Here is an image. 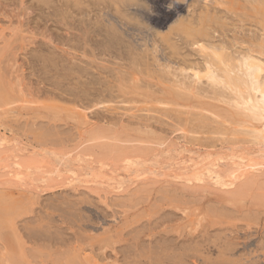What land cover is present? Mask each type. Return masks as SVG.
I'll use <instances>...</instances> for the list:
<instances>
[{
  "label": "rangeland",
  "instance_id": "374dc122",
  "mask_svg": "<svg viewBox=\"0 0 264 264\" xmlns=\"http://www.w3.org/2000/svg\"><path fill=\"white\" fill-rule=\"evenodd\" d=\"M32 1L25 0V3L27 5V2H29L30 4ZM34 1L31 4H33ZM58 1L60 3V0H54V2L57 3ZM145 1L147 2L146 7L148 5V8L140 6L141 4L144 5L145 2H140L141 4H139V6L142 7H139L140 9H143L144 7L143 11L139 9L141 12H143L141 13L142 19H139V21L143 22V24H139L137 21L135 22H137L138 25L135 24L134 21L132 23L130 22V24H127V26L129 25V28L138 30L139 26L143 27L144 24L146 26V24L149 23V29L148 25L147 30L144 27L143 30L140 29L141 31H144L143 35H148V33L151 35V33H153L155 30L159 32L166 30L167 27L171 23H173L179 16L184 15L185 17H192L191 15L194 13V11H197L199 9L197 12H200V10L204 8L200 7L203 4L199 3L200 0ZM194 1L199 5L198 8L197 4H194ZM217 1L224 2L225 7L222 6V8L220 5L216 4ZM14 2L17 1L14 0ZM241 2L247 3V0H216V3L210 5L215 9L216 12H218V14L215 13L214 15H220V17H222L223 19L228 18V20L231 22V24H228L230 22L228 20L225 21L227 22V25L230 26H227L228 30H226V24L223 25V23H221L223 26H225V28L222 27L223 30H221L224 31L225 29V34L227 33V31L231 30L228 34H226L227 37L230 36L229 39L227 38L229 41L233 35L232 29L237 30L240 28V31L242 30V32L237 35L241 36L242 38H244L245 36L249 38L247 35L252 31H264V10L260 9L262 11L261 13H254L253 9H257L258 5L255 6V8H250L248 6L250 5L249 3L247 5L245 4V6L247 7L239 6ZM18 3H20V0H18ZM111 4L112 2L110 3V5ZM192 5H194L195 8ZM111 6L112 10L114 11L115 5L113 6L112 4ZM136 6L137 5H134L133 7L131 5L130 7L133 8L130 10H132V12H137L138 6ZM190 6H192L191 8H194L196 10L192 9L194 10L193 12L189 10ZM242 7H244V9ZM260 7L262 8L261 5ZM21 10H18V12ZM46 11H48V9ZM188 11H191V15L187 13ZM18 12L15 13L17 14ZM24 12L25 11H23V13ZM115 12L116 11L112 13H114V15L119 14H115ZM13 13H9V15L11 14L14 16ZM19 13L22 14V11ZM220 13H223L222 16ZM90 14V16H94L93 12H91ZM194 14L196 17L200 13L197 14L195 12ZM20 16L21 15H18L17 17L20 19ZM80 16L81 15H79V17ZM6 17L7 16L0 15V26L1 28H3V30H0V32H3V34L2 32L0 33V40L2 39V42H0V46H3L5 44L4 41L8 39L10 43L14 41V39H16L14 42H12L11 46L13 48L19 47L24 44L22 41H17V39L19 38L18 36H21L23 34L20 32V30H17L18 28H16L18 26L17 20L19 19L15 16L13 18L10 17L11 19H7ZM115 17L117 21L120 20V16L118 17L117 15ZM139 17L141 18V16ZM155 17L157 18V20ZM144 18H146V21H148H143L145 20ZM230 19L233 21H231ZM10 20L13 22V25H11ZM151 20L153 21L151 22ZM157 21L158 23L156 25ZM216 22L213 21L212 24H215ZM218 24H220L219 21ZM217 26L219 25H217L216 23L217 29L213 27L214 30L216 29L215 33L217 34L215 35H223L224 33L222 32V34L218 30L221 27L219 26V28ZM150 27H152V29ZM217 30L219 33L217 32ZM12 31L16 32L17 35L11 36V34L13 33ZM157 31H155L156 34L153 33L155 34L153 37L160 36L158 34L159 32L157 33ZM120 35L123 36V34H119L118 36ZM143 35L141 34V36ZM219 35L216 36V39L218 37L221 38H218L217 40H226V38H222L226 36ZM3 36H7V39ZM124 36L123 38H121V40L124 39L125 41L126 37H130L125 36L124 38ZM148 37L150 36L148 35ZM247 38L245 39L247 40ZM38 39L41 38L38 37ZM101 39H103V37H101ZM157 39H161V36ZM177 40L183 46L184 53L189 49L192 50V52L190 50L192 55L195 53V49L193 47L185 44V39L183 40L181 39V37H178ZM126 41L130 42L131 40ZM159 41H163L161 44H163V47H166V50L164 49L163 52H168L169 50L167 49L169 48H167V46H164V43L165 45L167 43L165 39L162 38ZM134 42L135 41H133V44ZM140 42L136 41V44ZM182 42L184 43V45ZM31 46L34 47V45H30L29 47ZM115 47L118 48L116 50L121 53V56L115 49H113L115 51L110 52L111 54L109 55L111 56L100 54V56H104V58L106 56L105 60L107 59L108 61L106 60L104 61V63H110L109 67H112L113 69L117 66L121 67L124 63L126 64L127 62L124 61H126L129 56L126 54V57L125 52L123 53L122 49L121 51H119L120 46L115 45ZM11 48H8V50L2 56H0L1 73L5 74L7 72L3 71L5 69V65L1 62L8 56V54H11L12 52L17 51L20 55L18 56L20 63L23 65L24 62L25 64L26 60L24 55L25 53H27V49H24L25 51L17 49L14 51V49ZM184 48L187 49L184 51ZM117 53L119 54L118 58L113 57ZM122 53L124 54L123 56ZM187 53L191 57H189V55L187 56ZM191 53L187 51L185 54L186 57H189V59H196L198 58V56H200L198 55L199 53H195L193 56L191 55ZM88 54L90 55V52ZM195 55L196 57H194ZM110 57H113L114 59ZM122 57H126L127 59L124 58L123 60ZM180 57L182 58L183 56L180 55L176 58V55L173 54V59H176L177 62L182 60ZM101 58L100 61H102ZM116 58L117 60H115ZM81 59H85L83 61L86 62L90 61L88 58L82 57ZM121 60L123 62H121ZM131 60L132 58L129 57L130 62H128L127 64H130ZM98 61L92 62V65L96 66V69L102 68V66L104 65V63H102L101 65V62ZM125 64L123 67L126 68L125 66H127L128 68V65ZM120 67L117 69H120ZM39 68H41V71H43V74H45L44 71L47 69H43L39 65L38 67H36V75L38 77L36 75L29 76L28 73L31 71V68H29L26 64L24 65V74H27L28 77L24 81L25 84H23V89L19 84L14 83L13 81L11 82L5 77L0 76V133H4L9 139L14 136L11 140L16 139L17 137L18 146H13L16 143L14 141H11V143L14 142V144H11V148L9 146L7 147V150V148L5 147L7 151L10 150V154L9 152H7L8 154L3 152V150L1 149L0 197L3 199L5 198L4 200L5 202H7V204H9L8 202L11 203V201L12 203H15V205L16 203H18L19 206H22L20 210H23L20 215H13L14 218L16 217L15 219L12 218V220H10L13 222L7 220L8 222H10V224H8L7 222L4 225H0V264H5V258H11L8 256H11V254L13 253L12 250H8L7 248L9 244H7V242L9 238H12V236L10 235H13L15 237V241L20 242L19 244H21L23 252L26 253V255L23 254V258H26L23 259V262H25L23 264H70L69 259L72 260V257L76 259V262L78 261L77 264H264V167H261L258 173L256 172L257 174H251L252 170L247 168H240L239 160H226V157L224 158V160H226V163L224 161V165L222 166V172H224L225 174L223 177L225 186L222 187L213 185L209 181L208 176H205V174H203V176H188L186 174H182L183 163L179 162L178 160L185 156H193L194 154H187L182 151L183 154H179L181 155L180 157L179 155L175 154L177 153V151L175 153L174 151H171L172 153L170 152V155L169 153L167 155L163 154L164 152L162 153V150L167 149L165 147L167 144V147L169 146V144H173V147L175 145V148H171L178 150L181 149L180 147L185 148L186 145H188L186 148L191 147V149H195L194 152H199L198 150H196L197 148L200 150V153H203V151H205V147L203 148L202 145L206 146L205 144L208 145L210 143L206 141L207 138H205L206 140H204V137L202 138L203 140L198 141V138H196V136L200 137L199 134L188 135L189 138H192L190 139V141L188 140L187 136V139L181 137L182 132L173 133L174 128L170 125V123L172 122V120L177 119L178 117L180 118V116L181 118H184V116H186L183 112L187 107H184L182 105L186 102H190L191 98L189 95L181 91L180 94L179 90L168 85L169 83L161 81L159 77L151 78L147 76L145 78L146 80L149 78L150 81H155L150 82L149 80H147L153 85L154 88H157L159 86L160 88H163L165 90V93H157L154 89H149V91L147 89L148 92H146L145 90L143 95H141L142 93L138 94L137 92H133L131 94L124 93V95H120L118 98H114L113 103L107 102V104H99L97 107L86 110L85 112L89 113L91 120L93 119L91 121V126L94 127V129L96 127V130L99 131H97L96 133L95 130V133L94 131H91L89 132V134H87L86 132L90 131L92 127H90V124L85 125L84 123L75 120V115H73L75 110H70L74 106L73 102L69 101V95H61L60 91L58 92L57 89L55 90L54 87L51 86L50 83L53 82L54 79L51 80V82L47 80L49 83L45 85L46 88H48V90L45 89L47 92L56 95L53 98L49 99V97L45 95H41V97L38 98L41 93L37 96V93L35 94V92L32 91L31 93V91H29V89H31L32 87L34 88V90H36L38 86L44 87L40 84V80H38L39 76L42 75ZM7 69L11 70V67L9 66ZM92 69V72H90L92 74H95H93L94 77L97 75V78L99 76L98 71H96L94 68ZM153 70H155V67L153 68ZM54 72L55 71L48 70L47 74L51 73L50 75H53ZM66 74H68V72ZM99 77L103 78L101 76ZM57 79L59 80V78ZM66 79H63L62 77V79L60 78V82L63 81V84L67 83L68 85V83L77 81L76 78H71L72 81L70 79ZM109 79L111 80V78ZM58 80H54V82ZM82 80L84 81L85 79ZM93 84L94 85H91L94 86V89H92V87L91 89H89V91L91 92L92 90V93H98L101 88L99 90L95 88L98 86L97 84H99V82H95ZM161 84L162 86H160ZM67 85L64 87L65 89L67 87L74 86V84L71 86ZM100 85L102 84L100 83L98 87H100ZM18 87H20V89ZM105 87H107V85H105ZM135 90L138 91V89ZM175 92L176 94H179L175 95ZM151 93H153V95ZM7 94H9V98L6 96ZM147 94L149 96H147ZM155 94L158 96H155ZM24 95L26 97H24ZM161 95L164 96L162 97ZM166 99L172 105H167ZM105 100L110 99L105 97ZM172 100H174V102ZM181 100H183L184 103ZM193 100V104H200V98H193ZM108 104H111L109 105L110 110L104 108L106 107L105 105L108 106ZM177 104L181 107H179ZM121 106H124L126 111L124 110V107L122 109ZM128 108H130V110ZM176 108L179 110H177ZM148 110L150 112H148ZM80 112L82 113L81 110ZM31 122H34L35 124H31ZM198 122L199 121H197V124ZM32 125H34L33 129H51L50 131L52 132L51 134L53 136L48 141L49 143L46 142V146L44 142H37V138H35L36 134L30 131L32 129V127L30 126ZM85 127L90 130H88L87 128L85 130ZM148 128L149 131L150 129L151 131L153 130L152 132L154 134L151 132H143V130L145 129L147 132H149ZM136 129H138L137 131H140L141 134L143 132V134L140 135L139 133H137ZM101 130L103 131L101 132ZM104 132L106 133V135L107 133L108 135L111 133V136L114 132V134H116L115 136L120 138L118 145L117 142H115V144L113 141L112 144L105 140V142H102V139H95L92 140V142L89 141L91 142V144L89 142L82 143L84 141L83 138L86 140L87 138H90L88 136L92 137L98 135V133L99 135H101L102 133L105 134ZM82 134L85 135L83 136ZM148 134L149 136L151 134L154 137H147ZM158 136L160 140L157 141ZM201 136H203V134ZM207 136L215 135L210 134ZM141 138L143 139V142H140V140H142ZM163 140H165V142L167 143L164 146L162 145V143H159L161 141L163 142ZM210 140L211 139H209V141ZM98 141L102 142L103 144L107 142L106 144H108L110 147H106V144H104L103 146L102 143L99 147V144H97L99 143ZM148 141H150L151 144ZM212 141H214V144L212 143ZM218 141L214 139L211 140V143L213 144L212 150L219 149L220 147L218 148L217 145L220 144L222 147L224 146L225 151L227 150L226 148H230L228 142V145L222 144L221 141L220 143L215 144V142ZM21 142L23 145L20 144ZM159 145H162L163 148ZM214 145L217 146V149L216 147H214ZM19 146H21V149L25 150L23 151L24 156H28V153L32 152L33 147L36 148L35 150H39L41 148L40 150L48 149L49 151H57L56 153L58 154L59 159L62 158L61 156L66 155H59V152L70 153L71 151L69 157H71L70 155L72 154L74 155V153L77 157L78 154H81L84 151L85 152L83 157L79 158V163H76L77 166L74 162L71 163L76 166L75 172L64 171L63 174L54 173V175L48 172V167L54 166L56 169L58 164L55 162V164L53 165L54 161H56V158L54 156L53 159L55 158V160H53L51 158L52 156H45L46 154L45 152L43 153V151L40 152L42 153L41 155L38 151V154L35 153L36 151L29 154L32 157L36 154L32 160L37 159L38 155L40 159L38 158V161L36 160V163L34 162L35 160L32 161V163H34L35 165H31L28 169H23V166L18 163H16L17 165L14 164V162H17L16 159L20 157H14V160L12 159L13 157L11 158L10 156L13 153V147H15V149L18 148L19 151H17L19 152V154L22 153V151L19 149ZM25 146H27V148H30L31 150L28 151V149H24L23 147ZM76 146H80L79 149L82 147L79 153L77 152L79 151V149L76 148ZM198 146H201V149ZM210 146H206L207 151L208 148L211 149ZM248 147L249 150L251 148V151H253L255 148L254 146ZM82 149L85 150L82 152ZM210 149L209 151H211ZM159 150L160 153H158ZM228 150L227 151L231 153V150ZM236 150H239V147H235V151ZM241 150L245 151L246 148L241 149L240 147V150L238 152H240ZM86 152L87 156H85ZM197 152H195L194 158L195 156H198L196 154ZM157 153L161 156L162 154L165 156H156L158 157L156 158L155 154L157 155ZM200 153L198 154L200 155ZM15 154L16 153H14L12 156H14ZM129 154H132L133 156H129ZM174 154L177 156L176 160V156ZM21 155H23V153L20 154V156ZM42 155L44 156L41 158ZM66 158H68V155ZM170 158L171 160H167ZM25 159L28 160L27 157ZM42 159L45 163L41 161ZM46 159H51L50 163ZM72 159H74V156L72 157ZM138 159H140V161H144V163H136L135 161ZM161 160H163V162ZM39 161L43 163L44 167L46 164L47 169L41 167L42 164H39ZM57 161L60 162L59 160ZM62 161L60 163L63 164L66 159L64 162ZM26 164L29 165L28 162H26ZM157 164H159V166ZM97 165H101V167L99 168V166ZM231 165L236 166L232 168ZM65 166L66 165H58L60 169H66ZM103 166H105L104 170L101 169L103 168ZM54 167L50 168L55 170ZM95 168L98 170H96ZM99 170L101 171V173ZM92 171L93 173H95L94 175L93 173H91ZM245 173L247 175L246 178L251 177L250 179L248 178L247 181L251 180V182L253 183H251L249 185L250 187L247 189H245L247 184L245 185V187H243L244 184L242 183L244 181L240 182L239 180L241 178L240 176H243ZM97 174H99V177ZM181 174L182 176H180ZM76 175H79V177L76 178ZM108 175L109 178L107 177ZM104 176L106 178H103ZM51 180L53 182L60 181V183L62 182L61 184H64L60 186L59 183L56 184L57 182H55L56 185L54 184V188H52V186L50 187L49 185ZM53 182L51 183V185H53ZM241 184L242 187H240ZM47 185H49V187ZM2 204H4V202H2ZM15 241L14 243H16ZM8 251H10L9 254Z\"/></svg>",
  "mask_w": 264,
  "mask_h": 264
},
{
  "label": "bare ground",
  "instance_id": "6f19581e",
  "mask_svg": "<svg viewBox=\"0 0 264 264\" xmlns=\"http://www.w3.org/2000/svg\"><path fill=\"white\" fill-rule=\"evenodd\" d=\"M16 1L17 2H14V0H0V15L1 16H3V15L7 16L6 17L7 19L8 18L11 19L14 16L16 18H18L17 16L21 15L20 19L18 18L19 20H17L18 26L16 28H18L17 30H20V32L23 34L21 36H18L19 38L18 37H16V38H18L17 41H22L24 44H22L19 47L13 48L11 45H12V42H14L16 39H14V41H12L11 43H10L9 39L6 41L3 40L5 44L3 46H0V56H2L8 50V48H11V47L14 49V51L16 49L17 50H24V49L26 50L27 49L26 50L27 53H25V55L24 54L23 55H24L25 60H26L25 64L28 65L29 68H31V71L28 73V75L29 76L30 75L35 76L37 73L36 67H38L39 65L43 69H47L44 71V73L46 74L45 75V74H43V71H41V68H39L42 75L39 74L41 76H39L38 80H40V84L43 85L45 88L38 86V88L36 87L37 89L34 90V88L33 87L31 88V85H30L31 89H29V91H31V93H32V91L35 92V94L37 93V96L41 93L38 98H40L41 95L42 96L45 95V96L49 97V99L56 96L53 93L47 92L46 90H48V88H46L45 85H47L49 82H51V80H53V79L58 80L57 78H59L58 81L54 82V80H53V82L50 83L51 86L54 87L55 90L57 89L58 92L60 91L61 95L62 94L69 95V97H70L69 101H72L73 105H74L70 110L71 111H72V109L75 110V112L73 114V115H75L74 116L75 120H77L81 123H84L85 125L90 124V127H92L91 121L93 119L91 120L89 113L85 112L86 110H89L93 107H97L99 104H107V102L113 103L114 98H118L120 95H124V93H130L131 94L133 92H137L138 94L142 93L141 95H143L144 91L146 90V92H148L149 89H154L157 93H165V90L163 88H160L159 86L157 87L158 89L156 87L154 88L153 85L150 83L152 80L150 81L148 78L147 80L150 81V82H148L145 79L147 76H149L151 78L152 77H155V78L159 77L161 79V81L169 83L168 85L179 90V93H180V91L183 93H186L191 98L190 102H186V103H184L183 100H181L184 103L182 106L187 107L185 110L183 109L184 112L181 111L186 116H184V118H181V116H180V118L178 117L177 119L172 120L170 125L174 128L173 133L174 132H182L181 137L186 138V139H187L188 135H190V134H193V135L199 134L200 137L196 136V138H198V141L203 140L202 138L204 137V140H206L205 138H207L206 141L210 142L208 145L209 146L212 145V146H210L211 149L207 147L208 148V151H207L206 146H208V145L205 144L206 146H204L201 143L203 148L205 147V151H203V153L206 151L207 152L204 154L201 152L202 153L201 154L200 150L196 148V150H198L199 152H197V151H195V152H197L196 154L199 157L195 156V158H194V155H195L194 150L195 149L192 148L193 149V151H192L191 147L186 148L188 145H186L185 148L180 147L181 149L179 148L180 150H178V149H173V148H175V145L173 147V144H169V146L167 147L168 144L165 142V140H163V142L162 141L159 142L160 144L162 143L163 146L165 144H167L165 146L167 149L162 150V153L164 152L163 154L167 155L169 153V155H170L171 151L172 152L174 151V153L177 151V153H175L176 155L181 154L182 151L187 153V154L188 153L194 154L193 156L192 155H189L187 157L185 156L186 158L185 157H182L181 159L178 158V159H180L178 161L183 163V171H182L183 175L186 174L188 176H190V175H196V176L202 175L203 176V174H205V176H208L209 181L213 185L223 187V186H225V181L223 180V177L225 174H224V172H222V169H223L222 166L224 165L223 164L224 161L226 163V160H235V159H237L236 161L239 160L240 161V165H239L240 168H247V169L252 170L251 174H255L256 172L258 173V171L261 169V167H264V31H262V30H261V32H257V30L252 31L251 33H249L247 35L249 38H247L246 36L245 37L243 36L244 38H242L241 36H238L240 34V32H242V30L240 31V28L237 30L232 29L233 35L229 41L228 39L230 38V36L227 37L226 34H228L231 30L227 31L226 34L224 33L225 29H224V31H221V30H223L222 27L225 28V26H226V30H228L227 26H229V25H227V22H225L228 20V18L223 19L222 17H220V15H218V16L214 15L215 13L218 14V12H216L215 9L212 6H210L213 3H216V0H200L199 3L200 4L203 3L200 7L201 8L204 7L200 10V12H197L199 9L197 11H194V10H196V9H194L195 8L194 5H192V6H194V8H191L192 6H190L191 9L189 8V10H191L192 12L194 11V13L195 12L197 14L200 13L196 17H195L194 13H193L194 15L193 14L191 15V11L190 12L188 11L187 13H189L192 17L189 16L190 17L189 18L187 16L185 17L184 15L179 16L173 23H171L169 26L167 25L168 27L166 30H163L161 32L155 30V31H157V33L159 32L158 34L161 36V39L164 38L165 41L167 42L166 45L164 43V46H167V48H169L167 50H169V51L163 52L164 49L166 50V47L162 46L163 44H161V43L163 41L162 42L159 41L161 39H159V40L157 39L160 36L153 37L156 34L155 31L154 32L152 31L155 34L151 33V35H150L148 33V35L150 37H148L147 34L143 35L144 31H141V30H143V27L146 28V30H147V25H148V29H149V23L146 24V26L144 24L143 27L139 26L138 30L129 28L128 27L129 25L127 26L128 23L130 24V22L132 23L133 21L134 22L137 21L139 24H141V23L143 24V22L139 21V19H142L141 13H143L140 10L143 11L144 7H146L147 2L145 0L144 1L143 0H60V3H59V1H58V3L54 2V0H35V1L33 0L34 1L33 4H31L33 2L31 0L32 1L30 3L31 5L29 4V2H27L29 5L28 4L26 5L25 0H20L21 4L18 3V0H16ZM177 1H179V0H177ZM111 2L113 4V6L115 5L114 6L115 7L114 11H116L115 14L116 13L120 14V15L117 14L118 17L120 16L119 17L120 20H118V21L116 20V17H115L117 15H114V13H112L114 11L112 10V6H111L112 4L110 5ZM140 2H145V4L143 3L144 5H142ZM17 3H18V5H17ZM24 3L26 6L24 5ZM195 3L197 4V2L194 1V4ZM248 3L250 4V5H248L250 8H253V7L255 8V6L258 5V8L256 7L258 10L253 9L254 13L257 12V14H258V13L262 12L261 10H264V4H263L264 0H247V3L241 2L240 4H242V5L239 4V6L247 7V6H245V4L247 5ZM139 4H141L140 6H144L143 9H140L142 7H140ZM216 4L220 5L221 7L222 6L225 7L224 2L217 1ZM131 5L133 7H134V5L138 6V8H137L138 14H137V12H132V10H130L133 8V7L132 8L130 7ZM189 5H191V4H189ZM260 5L262 6V8L260 7ZM198 6L199 5L197 4V8H198ZM227 6H228V4H227ZM244 7H242V8L244 9ZM146 8H148V5ZM242 8H241V10H242ZM8 9H9V12H8ZM47 9H48V11H46ZM106 9H108V10H106ZM192 9H194V10H192ZM18 10H21L22 14L19 13L21 11L18 12ZM138 10L140 11V13ZM237 10H238V8H237ZM23 11H25V12L23 13ZM15 12H18V13L16 14ZM91 12H93L94 16L93 15L90 16ZM221 12H223V11H221ZM9 13H13L14 16L11 14L9 15ZM248 13H249V11H248ZM189 14H187V15H189ZM222 14H221V16H222ZM79 15H81L82 17L81 16L79 17ZM139 16H141V18ZM143 17H146V16H143ZM144 19L145 20H143V21H145V22L148 21V20L146 21V18H144ZM153 20H151V22ZM156 20H157V18H156ZM0 21H1V19H0ZM155 21H154V23H155ZM213 21L214 22L217 21L216 23L219 26L222 25L221 23H223V25L226 24L225 26H223V25L220 26L222 29L219 26H217L220 28V29H218L220 31V33L223 32L224 34L223 33L222 34L224 36H226V37H222V38H224V39L226 38V40H223V39H222L223 41L217 40L218 38H221V37H218L216 39V36H218L219 34L215 35V34H217V33H215L217 28H216V23L212 24ZM218 21L220 24H218ZM231 21H233V20H231ZM137 22H135V24L138 25ZM12 23L13 22L11 21V25H13ZM157 23H158V21L156 22V25H157ZM228 24H231V22ZM213 27H215L216 29L214 30ZM150 28L152 29V27H150ZM211 28H213V29H211ZM0 30H3V28H1V26H0ZM218 30H217V32H218ZM263 30H264V28H263ZM14 31H12L13 33L11 34V36L17 35V33ZM2 34H3V32H2ZM119 34H123V36L125 35V36H130V37H126V39L124 41V39L121 40V38H123V36L120 35L121 36L120 37V36H118ZM141 34L143 36H141ZM223 35L220 34L219 36H223ZM245 35H246V33H245ZM125 36H124V38H125ZM3 37H5V36H3ZM38 37H40L41 39H38ZM101 37H103V39H101ZM178 37H181V39H183V40L185 39V42H186L185 44L186 45L188 44V46L190 45L191 47H193L195 50L193 48L192 49L195 51L196 54L199 53L198 55L201 56V59H200V56H198L199 59L198 58L189 59V57H191V56L188 53H187V56L189 55V57L187 58L185 55L186 52L189 51V53H191L192 50L188 48L189 50H187L184 53L183 52V46L177 40ZM5 38L7 39V36ZM245 38H247V40ZM1 40H0V42H2ZM126 40H129V41L131 40L130 42H132V43H130ZM132 40L135 41L134 44H133ZM136 41L137 42L141 41V42L137 43V44H139V45H137ZM30 45H34V47L33 46L29 47ZM115 45L120 46L119 51H121V49H122V52L123 53L125 52L126 57H127V55H129L128 59L126 57H124L128 60L127 61L125 59L126 61H124V62L128 63V62H130L129 57L132 58L130 64L126 63L128 65V68H127V66H125L126 68H124L123 66L125 63L123 65L121 63L122 68L120 66H117L114 69L111 67L112 68L111 69L109 67L110 63L109 64H108V62L104 63V61L107 60V59L105 60L106 56H111V55H109V54H111L110 52H113L116 49H118L115 47ZM183 45H184V43H183ZM113 49H115V50H113ZM186 49L187 48H184V51ZM190 50H191V52H190ZM116 51L118 52V50H116ZM89 52H90V55L88 54ZM118 53L121 56V53L120 52H118ZM123 53H122V56L124 55ZM100 54L106 55L105 58H104V56H100ZM117 54H115V56H113V57L118 58L119 54L118 55ZM173 54L176 55V58H177V56L182 55L183 57L182 58L180 57L182 60L177 62L176 59H173ZM191 55H192V53H191ZM18 56H20V55L18 54L17 51H15V52H12L11 54H8V56L4 60L2 59L3 61L1 63H4V65H5L4 66L5 69L3 71H7V72L5 74L0 72V76L5 77L6 79L10 80L11 82L13 81L14 83L19 84L21 86V88L23 89V84H25L24 81L27 79L28 76H27V74H24V72H25L24 65L25 64H24V62H23V65L20 63ZM82 57L88 58L91 62L90 61L89 62L83 61L85 59H81ZM99 57L100 58L102 57L101 58L102 61H100ZM113 57H110V58L114 59ZM194 57H196V55ZM22 58H23V56H22ZM117 58L115 60H117ZM124 58H123V60H124ZM98 60L101 62V65H102V63H104L105 66L103 65L102 68L96 69V66L92 65V62H96ZM23 61H24V59H23ZM121 62H123V61L121 60ZM130 65H131V67H130ZM9 66L11 67V70L7 69ZM119 67H120V69H117ZM154 67H155V70H153ZM92 68H94L96 71H98V73H99L98 75L103 77L104 79L100 78L99 76L97 77L98 78L97 79L96 78L97 75L94 77L93 76L94 73L93 74L91 73ZM48 70L49 71H55V72L53 75H50L52 72L50 74L48 73L49 74L48 75L47 74ZM65 72L66 73L68 72V74H66ZM150 73H152V74H150ZM91 74H92V76H91ZM62 77H63V79L67 78L66 80H68V79L71 80V78L72 79L76 78L77 81L73 82V83H68L69 86H71L73 84H74V86L67 87L65 89L64 87L67 85V83L64 82L66 84L65 85V84H63V81L60 82V78L62 79ZM109 78H111V80ZM82 79H85V80L83 81ZM158 81H160V80H158ZM95 82H99V84L100 83L102 84V85H100V87H98L99 84H97L98 88L97 87L95 88L98 90L101 88L98 91V93H92V90H91V92L89 91V89H91L92 87H93L92 89H94V86H92V85H94L93 83H95ZM152 82H155V81H152ZM108 83L110 84V87H109ZM156 84H158V83H156ZM105 85H107V87H105ZM101 86L105 87V88H102ZM160 86H162V84ZM18 88L20 89V87H18ZM135 89H138V91ZM147 89H148V91H147ZM176 92H178V91H176ZM176 92H175V95H178L179 93L176 94ZM137 93H136V95H137ZM20 94H22V93H20ZM151 94L153 95V93H151ZM25 95H24V97H26ZM169 95H170V92H169ZM6 96L9 98V94H7ZM147 96H149V95L147 94ZM155 96H158V95L155 94ZM105 97L109 98L110 100H105ZM197 97L200 98V100H201L200 104H197V103L193 104V101H194L193 98H197ZM195 100H197V99H195ZM158 101H159V99H158ZM172 101L174 102V100H172ZM166 102H167V105L171 104L170 102L167 101V99H166ZM179 103H180V100H179ZM134 104H137V103H134ZM109 105H111V104H108V106L105 105L106 107H104V108L110 110ZM143 105H145V104H143ZM62 107H63V105H62ZM123 107H122V109H123ZM179 107H181V106H179ZM128 109L130 110V108H128ZM176 109H174V110H176ZM189 109H193V110H189ZM194 109H196V110H194ZM80 110L82 111V113L80 112ZM124 110H125V107H124ZM177 110H179V109H177ZM180 110H182V109H180ZM119 111H120V109H119ZM145 111H147V110H145ZM148 112H150V111L148 110ZM133 115H137V114H133ZM197 121H199L198 124H197ZM140 122H141V120H140ZM31 124H35V123L31 122ZM24 126H26V125H24ZM33 126L34 125H32L30 127H32V129H33L34 128ZM86 128L87 127H85V130H86ZM32 129L30 131L33 132L34 134H36L35 138H37L36 139L37 142L38 141H39V143L44 142L45 146L47 144L46 142H48L50 140V138L53 136L51 134L52 132L50 131L51 129H49V130L33 129L34 131ZM96 129H97L96 127H95V129H94V127H92L91 130L88 129L90 131H88V132L85 131V132L87 134H89V132L94 131V133H95ZM138 129H136V131ZM24 130H25V128H24ZM97 131L98 130H96V133H97ZM102 131L103 130H101V132ZM145 131H146V129L143 130L144 133H150V132L153 133L152 132L153 130L151 131V129H150V131H149V128H148L149 132H147V131L145 132ZM143 132H142V134H143ZM137 133L142 135L140 131L139 132L137 131ZM102 134L99 135V133H98V135H95L92 137L88 136L90 138H87V136H86L87 139L85 140L83 138L84 141L82 143H84V142L88 143L89 141L92 142V140H95V139H102L101 140L102 142L107 141L111 144L113 142L114 143L117 142V145H118L120 138L116 137L115 136L116 134H114V132H113L112 136L110 135L111 133L109 135H108V133H107V135H106V133L103 135ZM202 134H203V136H201ZM210 134L211 135L213 134L215 136H207ZM148 136H149V134L147 135V137ZM152 136L153 135L150 134L149 137L151 138ZM80 137H82V136H80ZM241 137H243V138H241ZM158 138H159V136H158ZM158 138H157V141L160 140V138L159 139ZM11 139H9L7 137V135H5L4 133H0V152L3 150V152H5V153L9 152V154H10V150L7 151L8 150L7 147L10 146V148H11V144H14V142L16 144H14L13 146H17V137H16V139H13V140H11ZM190 139H192V138L188 137V140H190ZM209 139H211V140L214 139L216 141L219 140L218 142H215V144L220 143V141L222 142V144H226V145H228V143H229L230 148L228 147L226 149L227 150L230 149L231 153L228 152L229 150L228 151L226 150L227 151L226 152L224 149V146L222 147L221 144L217 145L218 148L219 147L221 148V149L219 148L220 151H219V149H217L216 145H214V147H216L217 150H214V149L212 150L214 141H212V143H213L212 144L211 140L209 141ZM20 140H18V141H20ZM11 141H14V142L11 143ZM137 141H138V139H137ZM141 141L143 142V139L140 140V142ZM91 142H89V143L91 144ZM96 142H97V140H96ZM98 142L99 143H97V144H99V147H100V144L102 142H100V141H98ZM148 142L150 143V141H148ZM106 143H104V144H106ZM190 143H193V142H190ZM20 144H22V142ZM52 144H54V143H52ZM104 144H103V146H104ZM142 144H144V143H142ZM162 145H159V146L162 147ZM179 145H178V147H179ZM80 146H76V148L79 149ZM107 146L110 147L108 144H106V147ZM244 146H246V147H244ZM248 146H254L255 148L253 151H251V148L249 150ZM5 147L7 148V150ZM19 147H20L19 149L22 151L23 155L20 156V154H22V153L19 154L18 148L15 149V147H13L14 149H12V152H13L12 155L14 153H16V154L14 156L11 155L10 157L11 158L13 157L12 159H14V157H16V158L20 157V158L16 159L17 162H14V164H16V163L20 164L21 166H23V169H28L31 165H35L34 163H32V161L35 160L34 162L36 163L38 161L39 155L37 156V159H34V160H32V159L36 155L35 153L38 154V152H39V154L41 155L42 154V153H40L41 151H43V153L45 152V154H46V155L44 154L45 156H47V155L52 156L51 157L52 159L55 156L56 161H54V163L52 162L53 165L55 164V162L60 166L66 165L65 166L66 169L64 168L65 170L62 168H61L62 169L61 170L58 167V165H57L56 169L54 166H49V167L47 166L49 168L48 172H50V174H54V173L63 174L64 171L75 172V168L77 166L76 163L77 164L79 163V158L83 157L84 152H85L84 151L85 149H82V152L83 151L84 152L81 154H78L82 147L79 149V151H77L78 152V153H76V154H78L77 157L75 156V153H74V155L72 154V155H70L71 157H69V154L71 153V151H70V153L69 152L68 153H60L59 152V155L66 154V155H64L66 157L68 155V158L61 156L62 158L59 159V156L56 153L57 151H55V152L51 151V150L49 151L48 149L40 150L41 148L39 149L40 150L39 151V150H35L36 148L31 146V147H33L32 152L36 151L34 153L35 155L32 157L31 155H29L32 152H29L28 156H24L23 151H25V150L21 149V146H19ZM96 147H97V145H96ZM171 147H173V148H171ZM198 147L200 148L201 146H198ZM235 147H239V150H240V147H241V149L246 148L247 153L250 156L246 153V150L245 151L241 150L240 152H238L239 150L235 151ZM4 148H5V151H4ZM23 148L28 149L27 146H25ZM88 148H90V147H88ZM203 148H202V150H203ZM73 149H75V148H73ZM209 149L211 151H209ZM222 149L224 150V152ZM236 149H238V148H236ZM252 149H253V147H252ZM29 150H31V149L29 148L28 151ZM102 150H104V149H102ZM92 151H94V150H92ZM26 152H27V150H26ZM61 152H62V150H61ZM192 152H194V153H192ZM1 153H0V155H1ZM17 153L19 156L17 155ZM158 153H160V150ZM158 153H157V155L155 154V157L161 156ZM198 153H200V155ZM163 154H162V156H165ZM3 155H5V154H3ZM25 155H27V154H25ZM44 155H42L41 158ZM130 155H132V154H129V156ZM136 155H137V153H136ZM171 155H173V154H171ZM181 155H179V156L181 157ZM73 156H74V159H72ZM85 156H87V152L85 153ZM90 156H91V154H90ZM129 156H126V157H129ZM175 156H174V158H175ZM26 157L28 158V160L25 159ZM152 157H154V156H152ZM158 157H156V158H158ZM226 157H227V159L224 160V158H226ZM55 158L53 160H55ZM164 158H162V159H164ZM171 158H172V156H171ZM171 158L167 159V160H171ZM65 159H66V161H65ZM176 159H177V156H176L175 160ZM46 160H48L50 163L51 159L50 160L46 159ZM46 160H44V161H46ZM57 160H59L60 162L63 160L62 162H64V161L65 162L62 164V163L58 162ZM41 161L43 162V159ZM161 161L163 162V160H161ZM26 162H28L29 165L26 164ZM42 162L39 161V164H42L41 167H43L44 169H47L46 164H45V167L43 165V163H45V162H43V163ZM72 162H74L76 166H74V164H71ZM135 162L136 163H142V164L144 163V161H142V160L140 161V159L136 160ZM154 162H153V164H154ZM169 162H171V161H169ZM46 163H48V162H46ZM103 165H105V164H103ZM157 165L159 166V164H157ZM36 166H37V164H36ZM97 166H99V165H97ZM235 166L236 165H231L232 168H234ZM50 167H52V168L54 167L55 170H53ZM100 167H101V165L99 166V168ZM101 169L104 170L105 166H103V168H101ZM96 170H98V169H96ZM91 173H93V171ZM100 173H101V171H100ZM94 174L95 173H93V175ZM182 174L180 176H182ZM97 175L99 177V174H97ZM109 175L107 176L108 178H109ZM246 176L247 175L245 173L243 176H240L241 178L239 179L240 182L244 181L242 183V184H244L243 187H245V185L247 184L245 189L249 188L250 187L249 185L252 183L251 180L247 181V179L248 178L250 179L251 177L246 178ZM77 177H79V175H76V178ZM103 178H106V177L104 176ZM52 182L53 181L51 180L50 184H49L50 187L52 186V188H54L53 186H54L55 182H57L56 184L59 183L60 186H62L64 184V183L61 184L62 182L60 183V181L59 182L55 181V182H53V185H51ZM242 184L240 187H242ZM39 185H40V183H39ZM49 185H47V186L49 187ZM166 195H167V193H166ZM4 199L0 197L1 201ZM1 201H0V204H1L0 205L1 206L0 207V219H1L0 225H4L5 223H7L8 222L7 220H9V221L12 220V218H14V216H15L14 214H16L18 216L23 212V210L22 211L20 210L22 206H19L18 203H16V205H15V203H12V201H11V203L8 202L9 204H7V202H5V200H4V201H2V202H4V204H2ZM10 222H13V221H10ZM10 222H8V224H10ZM10 236H12L13 239L9 238V240L7 242V244L9 243L7 248H8V250L9 249L12 250L13 255L11 254V256H8L11 258H5V260H4L5 264H23V263H25V262H23V259H26V258H23V256H24L23 254L26 255V253L23 252L21 244H19L20 242L15 241V239H14L15 237L13 235H10ZM48 236H50V235H48ZM14 241L16 243H14ZM9 252L10 251H8V254H9ZM72 258H73L72 260L69 259L70 264H77L78 261L76 262V259H74V257H72ZM73 260H75V261H73Z\"/></svg>",
  "mask_w": 264,
  "mask_h": 264
}]
</instances>
